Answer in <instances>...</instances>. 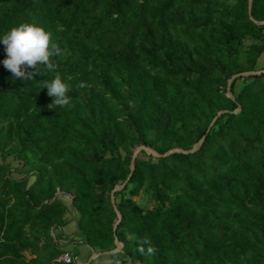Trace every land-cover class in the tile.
I'll return each instance as SVG.
<instances>
[{
    "label": "trees",
    "instance_id": "16d2710c",
    "mask_svg": "<svg viewBox=\"0 0 264 264\" xmlns=\"http://www.w3.org/2000/svg\"><path fill=\"white\" fill-rule=\"evenodd\" d=\"M23 22L62 55L17 80L0 42V264H264V0H0V38Z\"/></svg>",
    "mask_w": 264,
    "mask_h": 264
},
{
    "label": "clouds",
    "instance_id": "9594fccd",
    "mask_svg": "<svg viewBox=\"0 0 264 264\" xmlns=\"http://www.w3.org/2000/svg\"><path fill=\"white\" fill-rule=\"evenodd\" d=\"M0 42L3 43L6 51L3 65L17 80L30 81L35 79L37 73L55 71L57 65L53 62V57L62 55L58 44L53 42L52 33L35 23L23 22L14 26L0 38ZM42 67L45 71H41ZM44 87L47 88L48 95L54 98L48 105L49 109L70 106L71 96L68 93L72 89L59 73L50 81L44 80L42 88ZM77 87L87 88L89 85L81 82ZM145 244L149 245L146 250ZM137 250L148 257L155 253L154 247L147 239L140 241ZM115 264H120L119 260Z\"/></svg>",
    "mask_w": 264,
    "mask_h": 264
},
{
    "label": "rangeland",
    "instance_id": "374dc122",
    "mask_svg": "<svg viewBox=\"0 0 264 264\" xmlns=\"http://www.w3.org/2000/svg\"><path fill=\"white\" fill-rule=\"evenodd\" d=\"M263 65H264V55H263V57L261 59V62H260V64H259L258 67L261 68ZM238 86H239V84H238ZM141 147L142 146L137 147L134 150V153H136V151H138L139 148H141ZM143 149H145L148 153L156 154V152L152 148H150V147H144ZM0 160L2 161V155H1V153H0ZM6 163H9L11 165L10 167L13 170V175L15 177H23L26 174H28L27 168H24L22 166V161H19V160L13 158L12 156H9L6 159ZM31 179H33V177H31ZM65 196L67 198H69V201H70L71 195L68 194V193H66ZM136 198L139 201H141V202H145L146 201V196H145L144 192L139 197H136ZM65 229H66V234L67 235L73 234L75 232V230H76L75 229V226H71L70 224H68L67 226H65ZM66 244L71 249V251H72V249L74 250V248L77 249L78 254L82 256L81 261H87V260L89 261V255H90L91 250L89 251V249L86 247V245H83V244H79L78 245L77 244V246H75L76 244H74L73 242H68ZM86 251H89V252L87 254H85ZM84 255L85 256L88 255V256L85 258V257H83ZM105 258H106V256H104V255H102V256L101 255H98V257L96 259H93V260L90 259L91 260V263L90 264H104L105 263L104 262L105 261ZM107 263L108 262H106L105 264H107Z\"/></svg>",
    "mask_w": 264,
    "mask_h": 264
},
{
    "label": "built area",
    "instance_id": "2783aa9c",
    "mask_svg": "<svg viewBox=\"0 0 264 264\" xmlns=\"http://www.w3.org/2000/svg\"><path fill=\"white\" fill-rule=\"evenodd\" d=\"M98 254L97 252H93L92 254V258H95L97 257ZM78 259V255L71 252V251H67V252H64L63 254H61L58 258H57V261L60 262V263H74L76 262Z\"/></svg>",
    "mask_w": 264,
    "mask_h": 264
},
{
    "label": "crops",
    "instance_id": "0c3cea01",
    "mask_svg": "<svg viewBox=\"0 0 264 264\" xmlns=\"http://www.w3.org/2000/svg\"><path fill=\"white\" fill-rule=\"evenodd\" d=\"M71 226H75V229H76V223L75 222H72L71 224H70ZM64 230V232L66 233V229L64 228L63 229ZM76 240L77 241H79L80 242V239H79V237H77L76 238ZM63 242L65 241L66 243H68V240H62ZM70 242V241H69ZM84 245V244H83ZM75 246H77V245H75ZM68 247V246H67ZM86 247L89 249V251H90V247L88 246V245H86ZM69 248V247H68ZM89 251H86V253L85 254H87ZM106 254H108V253H101L100 255L102 256V255H106ZM88 255H84L83 257H87ZM98 257V256H97ZM97 257H95V258H92V256H89V261L87 260V261H81V258H82V256L81 255H79L78 254V259H77V261H76V263L75 264H90L91 263V260H93V259H96ZM91 259V260H90ZM105 263L106 262H109V258L106 256V258H105V261H104ZM104 263V264H105ZM108 264V263H107Z\"/></svg>",
    "mask_w": 264,
    "mask_h": 264
},
{
    "label": "water",
    "instance_id": "95a60500",
    "mask_svg": "<svg viewBox=\"0 0 264 264\" xmlns=\"http://www.w3.org/2000/svg\"><path fill=\"white\" fill-rule=\"evenodd\" d=\"M250 2H251V0H250ZM250 8H251V4H250ZM247 73H249V72H247ZM252 73H255V72H252ZM238 75V74H237ZM231 83V80L229 81V84ZM230 94V93H229ZM144 147H147V146H142L141 148H139V150L140 149H143ZM138 150V151H139ZM181 150V149H180ZM138 151H136V153H134V156L133 157H135V155L137 154V152ZM133 161V160H132ZM119 216H121V213H119ZM117 244H118V247L116 248V249H114V250H112V251H106V252H104V253H111V252H114V251H117L121 246H122V244L119 242V241H117ZM97 254L98 255H100L101 253H99V252H97Z\"/></svg>",
    "mask_w": 264,
    "mask_h": 264
}]
</instances>
